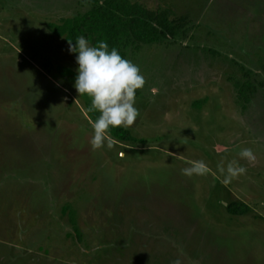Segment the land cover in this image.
<instances>
[{"label":"rangeland","instance_id":"obj_1","mask_svg":"<svg viewBox=\"0 0 264 264\" xmlns=\"http://www.w3.org/2000/svg\"><path fill=\"white\" fill-rule=\"evenodd\" d=\"M79 1L0 0V264H264V0H131L175 35L127 49L133 140L98 150L52 27L94 8Z\"/></svg>","mask_w":264,"mask_h":264},{"label":"clouds","instance_id":"obj_2","mask_svg":"<svg viewBox=\"0 0 264 264\" xmlns=\"http://www.w3.org/2000/svg\"><path fill=\"white\" fill-rule=\"evenodd\" d=\"M69 52L74 54L78 65L74 87L79 96L91 97V109L99 113L92 123L93 135L90 141L93 150L113 146L109 138L112 128H129L134 125L139 115L135 107V95L145 84L140 68L132 61L124 58L117 48H110L107 41H98L95 46L84 36L77 37L75 43L69 40ZM242 159L250 163L255 161L251 149H243L239 153ZM223 173V165H220ZM207 167L203 161L194 162L190 167L182 169V174L192 176L203 175ZM245 171L228 165L229 177ZM179 264V262H177Z\"/></svg>","mask_w":264,"mask_h":264},{"label":"trees","instance_id":"obj_3","mask_svg":"<svg viewBox=\"0 0 264 264\" xmlns=\"http://www.w3.org/2000/svg\"><path fill=\"white\" fill-rule=\"evenodd\" d=\"M81 4H90L94 8L83 15L66 19L62 24H53L56 35L65 37L67 43L80 36L86 37L94 46L98 41H107L110 48H117L120 54L127 59V49L135 44H153L175 35V27L169 16L162 10H150L141 3L131 0H80ZM250 91H255L252 83L247 82L240 95L245 102H251ZM89 115L94 122L99 113L90 110ZM109 134L119 141H131L133 136L124 127L112 128ZM243 204H234L229 207L233 214L243 215L248 212Z\"/></svg>","mask_w":264,"mask_h":264}]
</instances>
